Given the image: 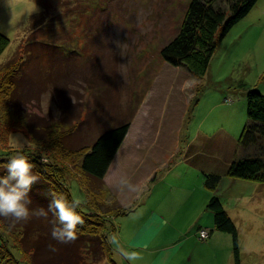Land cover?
Listing matches in <instances>:
<instances>
[{"label": "rangeland", "instance_id": "obj_1", "mask_svg": "<svg viewBox=\"0 0 264 264\" xmlns=\"http://www.w3.org/2000/svg\"><path fill=\"white\" fill-rule=\"evenodd\" d=\"M189 2L0 0V32L9 39L0 55V66L21 58L20 70L16 72L20 79L17 89L28 113L43 121H59L56 123L60 124L61 131L71 129L76 122L74 131L63 137L64 146L71 149L91 145L102 132L123 122L128 121L131 127L139 106L149 113L147 121L152 124L146 135L143 134L144 139L149 141L155 128L158 134L154 143L160 141V145L161 141L171 138L169 125L174 122L177 110L183 111L180 103L183 104V96H187L189 100L180 127L182 144L178 150L190 140L189 151L194 152L198 147L207 160L208 169L224 173L240 153L236 147L247 122V91L264 94V0H257L218 42L202 77L184 75L188 74L185 69L169 65L160 56V49L177 33ZM216 5L226 8L227 2L219 0ZM133 133L125 135L124 149L132 150L128 145L134 140ZM256 138L264 139L261 134ZM27 145L23 132L9 135L7 146L11 150ZM140 145L134 147L137 156L159 154V147ZM250 149L254 153V149ZM12 155L14 152L0 146V157ZM46 160L45 155L40 159ZM132 164L130 160L128 166ZM69 166L70 171L76 172L73 163ZM78 178L72 174L66 184L73 199L81 201L80 208L87 210L86 189ZM225 178L218 188L238 231L241 264H264V184ZM132 179L130 177L127 183ZM39 183L37 180L36 186L39 187ZM111 198L107 193L99 205L103 215L121 207ZM150 204L154 205V214L162 213L157 205ZM193 217L180 222V227L194 226ZM47 218H43L44 224L48 221L46 229L56 226L52 214ZM110 220L107 227L111 222L116 230L117 218ZM153 227L154 223L149 221L140 228L151 232ZM227 236L231 243V235ZM78 242L79 252L91 262L93 254L87 249L88 243ZM201 242L205 241H196L203 244ZM197 247L193 250L197 259L192 260V264H225L224 244L212 245V249ZM115 256L114 253L112 260L116 263ZM188 257L189 254L183 262ZM98 264L111 263L101 258Z\"/></svg>", "mask_w": 264, "mask_h": 264}, {"label": "trees", "instance_id": "obj_2", "mask_svg": "<svg viewBox=\"0 0 264 264\" xmlns=\"http://www.w3.org/2000/svg\"><path fill=\"white\" fill-rule=\"evenodd\" d=\"M217 1L190 0L177 33L160 49L163 61L174 67H182L192 76L202 77L218 42L251 10L257 0H225L226 8L216 5ZM8 44V37L0 32V55ZM21 62V58L16 57L0 66V146L7 148L10 153H23L33 164L32 172L40 183L39 187L33 184L28 194L31 200L30 211L43 208L48 215L54 216L49 209L51 192L62 194L71 202L73 197L66 180L72 174L80 177L78 179L86 189L89 205L87 210L80 207L77 209L84 224L77 226V237L70 243L54 240L51 229L55 225L46 229L48 221L44 224V217L32 215L28 221L19 222L0 217V263L98 264L101 258H106L115 264L112 260L113 246L106 243L115 227L111 222L107 227V223L112 216L126 209L118 207L111 214L103 215L99 205L108 193L104 188L103 177L129 129V122L102 132L91 145L66 148L63 137L74 131L76 122L71 129L61 131L60 124H57L59 121H43V118L26 111L22 105V94L17 89L20 79L16 77V72L20 70ZM245 97L247 122L238 139L240 153L228 165L226 175L264 184V139L259 141L256 138L257 134L264 137V94L248 90ZM17 131L25 134L28 145L19 150H11L7 146L9 135ZM250 148L254 149V153L250 152ZM43 152L47 160L42 162L40 159L44 157ZM8 159L0 157V176L7 174L5 163ZM72 163L76 172L70 171L69 165ZM222 177L218 173L205 172L204 188L211 193L215 192ZM206 207L212 212L214 229L231 235L233 264H241L238 231L219 196L213 193ZM203 228L208 229L199 227L197 239L206 241L210 231L208 229L207 239H200L199 231ZM83 240L89 245L88 251H92L91 262H87L85 254L79 252L81 246L78 241L81 243Z\"/></svg>", "mask_w": 264, "mask_h": 264}, {"label": "crops", "instance_id": "obj_3", "mask_svg": "<svg viewBox=\"0 0 264 264\" xmlns=\"http://www.w3.org/2000/svg\"><path fill=\"white\" fill-rule=\"evenodd\" d=\"M184 75L190 76V73ZM183 98V104L180 103L183 111L177 110L174 122L169 125L171 138L161 141L160 145L158 144L160 141L154 143L158 134L155 128V133L150 135L149 141L144 139L143 134L146 135L152 124L147 121L146 116L149 113H145L143 107L139 106V111L135 112V118L126 135L127 137L130 131L134 132V140L128 145L132 150L124 149L125 137L103 177L109 195L114 196L121 208L126 209L117 216H112L115 220L117 218L118 224L113 236L118 240L120 247L137 251L143 257L137 262H128L114 250L118 260L115 264H192V260L197 259L193 255V250L198 248V245L212 249V245L217 246L218 243L224 244L227 249L224 263L233 264L230 240L226 233L214 229L212 212L206 207L208 199L215 193L230 215L222 201L223 194L219 186L211 193L203 185L205 172H218L208 169L207 160L202 157V151L200 152L198 147L194 152L189 151L192 146L190 140L178 150L179 144H182L179 142L180 127L183 125L184 111L189 100L187 96ZM140 144H146L147 147L154 149L159 147V154L137 156L134 154V147H140ZM130 150L133 153H130ZM129 159L133 161L131 166H128ZM161 169L163 171L159 174ZM218 174L223 176L226 172ZM130 177L133 179L127 183ZM225 177L227 176L222 177L219 185L226 179ZM234 181L232 180V183L236 185ZM149 203L157 205L162 213L154 214V205L149 206ZM191 216L196 219L195 225L189 229L180 227V222ZM136 218L139 220H135ZM149 221L154 223L151 232L142 230L141 224L146 226ZM199 227H207L211 231L209 239L201 242L203 244L196 243ZM188 254L186 262H183V258Z\"/></svg>", "mask_w": 264, "mask_h": 264}, {"label": "clouds", "instance_id": "obj_4", "mask_svg": "<svg viewBox=\"0 0 264 264\" xmlns=\"http://www.w3.org/2000/svg\"><path fill=\"white\" fill-rule=\"evenodd\" d=\"M7 174L0 176V217L15 221H28L32 215L47 218L48 213L40 208L30 211L29 192L38 177L33 174V164L20 152L12 155L5 163ZM49 209L55 216L58 226L51 229V236L59 243H70L77 237V226L84 220L77 212L81 201L73 199L69 202L62 194L51 192ZM107 244L115 246V250L128 262H137L143 257L134 250L123 249L114 236H109ZM55 249H53L54 251Z\"/></svg>", "mask_w": 264, "mask_h": 264}, {"label": "built area", "instance_id": "obj_5", "mask_svg": "<svg viewBox=\"0 0 264 264\" xmlns=\"http://www.w3.org/2000/svg\"><path fill=\"white\" fill-rule=\"evenodd\" d=\"M208 236V230L206 228H203L199 231V238L200 239H206Z\"/></svg>", "mask_w": 264, "mask_h": 264}, {"label": "bare ground", "instance_id": "obj_6", "mask_svg": "<svg viewBox=\"0 0 264 264\" xmlns=\"http://www.w3.org/2000/svg\"><path fill=\"white\" fill-rule=\"evenodd\" d=\"M199 226V225H198ZM208 230V229H207ZM210 230V229H209ZM211 232V231H210ZM207 239V238H206ZM122 248V247H121Z\"/></svg>", "mask_w": 264, "mask_h": 264}]
</instances>
